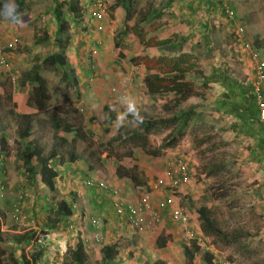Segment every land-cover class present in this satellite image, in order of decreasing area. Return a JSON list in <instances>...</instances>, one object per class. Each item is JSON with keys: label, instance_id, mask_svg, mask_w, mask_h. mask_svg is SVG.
<instances>
[{"label": "rangeland", "instance_id": "1", "mask_svg": "<svg viewBox=\"0 0 264 264\" xmlns=\"http://www.w3.org/2000/svg\"><path fill=\"white\" fill-rule=\"evenodd\" d=\"M112 1L109 0V5ZM146 1L148 0H141L139 6L144 5ZM151 1L156 8L165 6L169 2V0ZM199 1H193L192 8L195 12L188 9L186 5L188 0H176L174 6L172 5L176 11L182 9L180 14L195 24L202 23L206 19L212 24L216 51L220 54L211 56L209 55L211 53H206L204 48H200L202 54L198 67L208 73L207 63L217 61L222 63L228 74L243 87H247L248 84L251 86L253 73L249 59L245 53L240 51L229 23L217 10H212L209 15L197 10L202 9L198 8ZM232 2L237 9L236 16L239 23L248 27L247 37L250 44V40L255 36L259 40L258 53L264 60V0H232ZM15 3L17 4L16 0ZM51 11L52 0H24L22 9L18 10L19 19L15 24L9 23L3 16H0L2 43L8 41L13 43V47H7L6 50L9 54L11 69H16L18 73L17 81L13 84L8 80L5 69L0 66V135H4L6 142L3 148L6 157L2 162L4 175H1L4 188L0 198V209L4 211L5 216L0 215V219L1 229L6 232V238H10V234L18 228L33 227L39 230L37 226V224L41 225L37 216L39 207H42L40 214L44 217H53L55 210L48 211L49 207L56 206L59 198L64 196L69 201L74 199L73 211L77 210L76 214L82 215L75 221L76 230L69 229L66 223V226L64 225L59 230L48 232L45 242L49 244V258L44 259L47 262L55 261L59 251L65 252L68 248L67 239L71 238L75 241L81 238L82 234H89L92 231L88 224L89 217L98 214L97 216L102 217L103 224L107 226V231L105 230L102 243L85 245L88 254L87 264L102 263L100 248L106 241L115 242L118 245L119 253L114 258L116 264H151L155 259H162L167 264H202L201 254H197L198 263L197 260L190 261L184 255L183 246L189 242L187 234L183 227L170 220L167 210L163 211L159 223L142 232L130 231L123 222L121 224L118 221L116 225L108 227L107 221L97 210L95 211L94 203L90 200V196L92 199L94 195H102V192L92 187L89 190L82 181L85 177H104L114 183L117 180L111 157H105V152L99 153V159L93 162L91 169L87 168L90 157L86 154L88 150L97 153L99 135H102V128L107 125L109 110L103 107L107 100L112 98L116 101L111 110L116 112L117 117L120 116L125 125L128 118L122 115L125 108L119 103L121 96L134 97L142 116L162 115V104L169 98L165 94L152 95L146 91L142 80L144 69L137 68L135 72H132L134 65L129 58L138 54L142 47L132 34L124 31L121 15L117 11L112 16H107L104 28L99 31L86 27L82 20L79 23L71 22L70 40L66 53L70 67L74 70L75 81L72 80L71 84L65 82L63 71L59 67L45 68L43 66L41 69L49 88L50 108L48 111L55 109L59 116L66 113L67 120L79 124L88 137L82 140L76 138L70 146L76 156L73 163L65 161L58 165L55 190L50 192L38 180L32 183L27 178L20 160L15 156L16 115L8 93L14 94L19 89H30L29 82H23L21 74L37 62V56L43 55L47 43L34 41L33 37L44 30L49 33L54 31L55 22ZM97 40H100V43L95 44L94 41ZM115 40L120 43L119 49L124 54L123 58L113 54ZM128 74L133 79L127 84L122 83L121 77ZM219 92V88L213 85L204 92V100L194 97L182 106V108H187L195 105L196 118L201 122L188 127L177 144L163 148L159 157H152L145 154L139 147L129 145L128 147L132 148L134 160L138 164L136 187L131 181H128V185H122L123 187L119 184L118 186L122 188L127 197L138 196L145 190H152L153 202L157 197L160 198V192L165 193L166 191L173 201L189 214L190 229L194 236L200 234L199 221L191 216L189 210L191 207L198 208L200 205H205V197L208 196L209 200L213 199L216 204L218 203L213 208L214 216L211 215L218 227L228 234L233 232L242 234L239 241L244 246L239 247L234 242L226 243L202 233L208 250L200 249L211 252L215 264H264V221L261 215H251L249 206L247 202L245 203L244 167L237 159L239 156L237 144L240 145V141L236 134H232L225 128L231 118L221 114L217 104ZM115 124H119L118 121ZM55 130L48 122L38 126L36 132L40 135L41 143L45 148L49 147L50 137ZM166 132L167 129H162L157 133H149L147 136L149 147L156 146ZM61 133L67 139L72 136L71 132L61 131ZM205 135L211 137L199 143L198 140ZM106 137H108L107 134ZM124 148L125 146L118 147L117 151L124 150ZM60 153L65 154L63 150ZM235 154L237 157L233 156ZM231 157H234L236 161H230ZM177 159H181L187 167H190L191 173L188 172L190 195L196 184L204 185L203 191L206 194L200 198L195 197L192 201L191 198H186V194H183L187 186L181 185L176 190L170 189L167 184L153 187L156 178L162 177L166 162ZM188 159H190V165H188ZM207 162L221 163L222 166L209 175L204 174L203 170L204 177L201 179L199 174L202 173L201 169ZM18 198L21 200V209L27 214L25 220H14L10 217L12 203ZM158 235L166 239L164 248L157 247L155 240ZM4 246L9 248L10 242H6ZM31 248L28 247L27 250Z\"/></svg>", "mask_w": 264, "mask_h": 264}, {"label": "trees", "instance_id": "2", "mask_svg": "<svg viewBox=\"0 0 264 264\" xmlns=\"http://www.w3.org/2000/svg\"><path fill=\"white\" fill-rule=\"evenodd\" d=\"M140 1L113 0L108 6L107 16H112L117 11L121 15L124 31L132 34L141 45V51L131 56L129 60L133 65L144 69L142 80L146 91L152 95L165 94L169 98L162 104V115H140L142 122H133V117L127 115L128 122L122 126L115 124L117 115L111 110L116 101L112 98L107 100L103 104L104 109L109 110L107 125L102 128V135H99L97 153L88 150L86 154L90 157L87 168L91 169L93 162L98 161L99 153L105 152L104 156L112 159L116 177L128 178L135 187L138 165L134 160L132 148L128 146H137L145 154L156 157L161 154L163 148L176 145L188 127L201 122L196 118L195 105L187 108H182V106L194 97L204 100V92L211 86L215 85L220 90L217 104L221 114L232 120L226 123V129L236 134L246 130L245 123L250 118L255 116L254 120L258 119L250 84L243 87L228 74L225 66L217 61L207 63L208 73L198 67L202 54L200 48H204L206 53H211L209 54L211 56L218 54L210 21L206 19L202 23L195 24L184 18L180 14L182 9L176 11L172 7L176 0H169L165 6L159 8H156L151 0L139 6ZM193 1L195 0H188L186 5L189 10L195 12L192 8ZM3 2L4 0H0L1 5ZM16 2L19 6L18 10L22 9L24 0H16ZM199 2L198 8L202 9L197 10L203 11L206 15H209L212 10H217L214 0H200ZM51 14L55 22L54 31L49 33L44 30L33 37L34 41L47 43L43 55L37 56V62L21 74L22 81L29 82L30 89H19L14 94L8 93L16 115L15 156L20 160L27 178L32 183L38 180L50 192L56 187L58 165L76 159L70 146L76 138L82 140L88 137L79 124L67 120L66 113L59 116L55 109L48 111L50 108L49 88L47 79L41 70L43 66L45 68L59 67L63 71L65 82L71 84L72 80L75 81L74 70L68 62L66 48L70 40L71 22L79 23L81 20L84 22L81 0H52ZM220 15L224 17L222 13ZM228 23L232 27L231 22ZM245 30L247 37L248 27H245ZM250 41L253 51L260 56L258 53L259 40L255 36ZM119 44L118 40L114 41L113 54L123 58L124 54L119 49ZM241 93H243L242 96ZM47 122L51 123L56 130L50 137L49 147L45 148L36 130L38 126ZM162 129H167V132L156 146L149 147L148 134L157 133ZM61 131L71 132L72 136L67 139ZM210 137V135H205L198 142L203 143ZM5 144V137L1 134L0 149H3ZM121 146H125L124 150L117 151V148ZM61 150L65 154L60 153ZM221 166V163L207 162L201 171L209 175L219 170ZM1 175L4 174L1 172L0 178H2ZM86 187L94 188L88 185ZM91 192L94 191L91 190ZM73 203H75L74 199L69 201L61 196L56 206L49 207V211L55 210L54 216L43 218L42 222L40 221L41 225L37 224L39 230L33 227L18 228L10 234V238H6V232L1 229L0 219V264H87L88 254L82 238H77L75 241L71 238L67 239L66 253L58 250L59 254L56 255L55 261L50 263L44 260L49 258V244L45 242L48 232L66 226L67 217L73 214ZM189 211L191 216L200 222L203 234L226 243L234 242L239 247L244 246L239 241L243 235L238 232L228 234L222 231L206 206L191 207ZM0 215L5 216L1 209ZM6 242H10L9 248L4 246ZM155 242L159 249L166 245V239L162 235H158ZM28 247H32L31 250H27ZM100 252L102 261L100 264H116L114 258L119 253V248L115 242L106 241L101 246ZM183 253L190 261H196L197 256L201 254L202 264H215L213 256L207 251H202L195 239H190L183 246ZM151 264H167V262L155 259Z\"/></svg>", "mask_w": 264, "mask_h": 264}, {"label": "built area", "instance_id": "3", "mask_svg": "<svg viewBox=\"0 0 264 264\" xmlns=\"http://www.w3.org/2000/svg\"><path fill=\"white\" fill-rule=\"evenodd\" d=\"M216 3V9L223 14L226 21L231 22V29L236 37L238 47L240 51L245 53L249 59L251 71L253 73V81L251 83L252 95L257 109V118L260 122H264V95H263V83H264V60L253 51L248 38L246 37L245 27L242 26L235 13V7L232 0H214ZM109 0H81V6L83 7V19L84 24L88 28H94L99 31L104 28L105 21L107 20V9L109 6ZM95 44L100 43V40L94 41ZM13 47L12 42L1 43L0 41V66H2L8 75V80L13 84L17 81V70H12L9 61V54L6 48ZM141 68L134 65L132 72L135 69ZM132 76L129 74L121 77V82L124 84L129 83L132 80ZM264 132V126H263ZM6 157L5 150L0 149V172L2 169V160ZM187 164L181 159L175 161H167L163 169L162 177L156 178V182L153 187L162 186L167 184L170 189H179L181 185H184L189 180ZM85 186H93L96 190L108 194L110 202L116 215L123 221L125 227L133 232H142L148 227H152L159 223L162 219V213L167 210V214L170 220L177 225L183 227L187 234L188 241L195 239L197 245L201 248L208 250L204 243V235H193L190 229V216L189 214L171 198L160 199L157 202H153V191L145 190L139 193L137 198L130 199L126 196L118 184L111 182L104 177H85L83 180ZM167 182V183H165ZM3 182L0 178V198L3 195ZM10 217L14 220H25L27 214L21 209L20 198L15 199L12 203V209L10 211ZM89 224L92 231L89 234H84L82 240L84 244L91 245L94 243H102L104 236L98 230L103 225V219L97 215H91L89 217ZM69 229H75L76 224L71 220L68 222Z\"/></svg>", "mask_w": 264, "mask_h": 264}, {"label": "crops", "instance_id": "4", "mask_svg": "<svg viewBox=\"0 0 264 264\" xmlns=\"http://www.w3.org/2000/svg\"><path fill=\"white\" fill-rule=\"evenodd\" d=\"M235 10H236V15H237L236 7H235ZM0 41H1V43L3 41L1 36H0ZM138 71L139 70H137V72ZM262 91H263V95H264V83H263ZM254 118H255V116L253 118H250L248 121H246V123H245V125H246L245 129L246 130L245 131L236 133L237 139L240 141V145L237 144L238 145V147H237L238 152L237 153L239 156L237 157V154H235L233 156L237 157L238 161L242 163L241 166L244 167L243 168V178H244L243 184H245L244 189L246 192L245 203L247 202V205L249 206L248 207L250 210L249 212L251 213V215H261V217H262L261 219L264 221V132H263L264 122L262 123L258 119L255 121ZM230 121H232V120H230ZM232 134H234V133H232ZM240 134H243V135H240ZM159 156H156V157H159ZM234 157L229 158L230 161H236V159ZM188 160H189L188 165H190V159H188ZM73 162H74V160L72 161V163ZM111 163H113L112 159H111ZM113 169H114V165H113ZM187 169H188L189 173H191L189 166ZM203 175L204 174L201 173V174H199V177H201V179H203V177H204ZM116 178H117V180H115V183L121 185V187H123L122 185H124V186L128 185L127 184L128 181L130 182V180L126 177H116ZM189 183H190V181L188 180V182L183 185V187L187 186L186 191H184V193H183V194H186L187 199L191 198V200L193 201V200H195L194 199L195 197L200 198L201 196L206 194L203 191L204 185L202 186V185L196 184L194 186L195 188L192 190V192H193L192 195H190L191 194L190 193L191 188H190V185H188ZM159 194H160V198L157 197V199H159V200L160 199L164 200V199H166V197L171 198V196L166 191H165V193L160 192ZM137 197L138 196H134V197L130 196L129 198L134 199ZM93 198L91 199V196H90V200L94 203L95 211L97 210L100 213V215H102L104 217V219L107 221L108 227H111V225H116V221H118L119 223L122 224L123 221L116 215L115 212H113L114 210H113V207L111 206L110 197L108 196V194L102 192V195L101 194L99 196L94 195ZM205 198L207 199V201L205 199L206 204L204 206H207V208L210 209L211 215L214 216L213 215V208H214V206L218 205V203L216 204V201H214L213 199L209 200L208 196H206ZM157 199L155 202L158 201ZM73 204H75V203H73ZM41 209H42V207L40 206L38 211H37V213H38L37 216L39 217V220L42 222L43 218H46V217H44L43 214H40ZM76 212H77V210L73 211V214H71L69 217H67V219H66L67 223L70 222L71 220H73V222H75L76 220L81 218L82 214H76ZM46 215L47 214H45V216ZM96 215H98V214H96ZM198 223H199V226H198L199 231H200V233H202V230L200 228V222H198ZM88 224H89V222H88ZM89 226H90V224H89ZM73 230H76V228ZM98 230L104 236L105 230L107 231V226L105 225V223L100 228H98ZM82 236H83V234H82ZM80 237H81V234H80Z\"/></svg>", "mask_w": 264, "mask_h": 264}, {"label": "clouds", "instance_id": "5", "mask_svg": "<svg viewBox=\"0 0 264 264\" xmlns=\"http://www.w3.org/2000/svg\"><path fill=\"white\" fill-rule=\"evenodd\" d=\"M18 7L19 6L15 3V0H4L2 6H0V16H3V18L9 23L15 24L19 19ZM119 103L125 108V111L122 115H131L133 117V122H142V117L140 116L139 109L137 108L136 100L134 97H132L131 95H123L119 98ZM117 121L120 126L123 125V121L120 119L119 115L117 117ZM207 252L213 256L211 252Z\"/></svg>", "mask_w": 264, "mask_h": 264}]
</instances>
